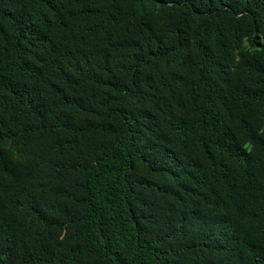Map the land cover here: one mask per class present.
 <instances>
[{"label":"trees","instance_id":"obj_1","mask_svg":"<svg viewBox=\"0 0 264 264\" xmlns=\"http://www.w3.org/2000/svg\"><path fill=\"white\" fill-rule=\"evenodd\" d=\"M0 264H264V0H0Z\"/></svg>","mask_w":264,"mask_h":264}]
</instances>
